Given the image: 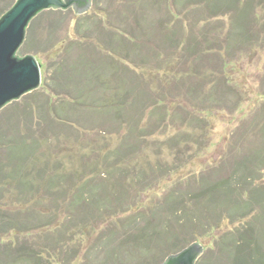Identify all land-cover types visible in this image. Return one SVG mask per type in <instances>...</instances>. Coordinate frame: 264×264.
Segmentation results:
<instances>
[{
    "label": "rangeland",
    "instance_id": "1",
    "mask_svg": "<svg viewBox=\"0 0 264 264\" xmlns=\"http://www.w3.org/2000/svg\"><path fill=\"white\" fill-rule=\"evenodd\" d=\"M16 1L0 0V12ZM127 1L93 0L94 11L103 16H78L71 9L44 11L27 29L18 56L42 60V85L0 111V169L4 166L12 174L16 165H30L31 175L40 174L28 181V172L17 176L21 169L15 177L0 173V264H162L196 241L204 247L196 264H259L264 259V204L254 200L256 189L263 192L264 171L250 162L264 157V0H189V42L195 50L189 51L187 85H179L185 67L178 59L167 64L163 59L160 73L172 69L176 75L163 82L153 75L156 61L151 57L162 56L158 53L144 56L139 68L123 63L122 43L132 41V35L116 27L124 11V18L133 16L140 35L147 37L146 49L169 38L162 28L166 12L179 11L166 10V3L160 14L153 9L139 15ZM152 24L157 27L153 34ZM256 29L262 37L251 50L236 39L240 33L248 41ZM228 41L242 53L223 57L214 51ZM94 70L101 79L87 78ZM122 75L133 78V88L139 90L148 83L142 85L148 97L138 100L144 104L141 110L152 112L157 105L152 86L162 88L163 95L184 86L178 95L183 105L171 108L165 97L169 102L158 109L159 120L153 113L138 117L131 109L125 117L110 110L114 106L97 115L80 112L83 107L75 100L79 84L102 87L104 96L111 97L114 88L122 87ZM74 78L81 82L76 91L72 86L65 95L58 91ZM52 93L64 97L55 101ZM211 102L216 109L206 112ZM30 145L36 147L29 152L33 158L24 160L22 148L29 151ZM50 177L57 178L56 188ZM215 184L227 190L216 192V207L207 212L203 205L213 196L204 192ZM229 189L232 200L224 195ZM244 190L248 193L242 195L239 191ZM249 196L255 211L244 217V233L237 218ZM105 199L110 203L97 204ZM218 212L225 217L219 218ZM162 222L168 223L166 235L158 231L164 229ZM237 230L244 238L253 236L254 246L240 249L243 240Z\"/></svg>",
    "mask_w": 264,
    "mask_h": 264
},
{
    "label": "trees",
    "instance_id": "2",
    "mask_svg": "<svg viewBox=\"0 0 264 264\" xmlns=\"http://www.w3.org/2000/svg\"><path fill=\"white\" fill-rule=\"evenodd\" d=\"M151 1L152 0H146V2H147V4L143 1V0H141L139 3H140V6H137V9H140L141 11H139V13L140 14H142V13H144L145 11H149V12H152L153 11V9L156 11V10H158V12H156V13H158V14H160L161 12H160V8L162 7L161 5H165L166 6V3H167V6H166V10L169 8V10L170 11H172L171 9L172 8H177V10H179L178 12H174V13H171V15H170V13L168 14L167 12H166V14L168 15V17L166 18H164L165 20H164V24H165V28L162 26V28L163 29H165V31L166 32H168L169 33V38L164 42V43H162L161 45H159V46H157V45H154V46H152L151 48L152 49H146L145 47L147 46V37H145V39H146V41H145V47H143L144 48V50L145 51H143V53H142V55L143 56H146L147 54H151V53H153L154 55H156L157 53H158V55H162V56H175V48L177 47V44H180V42L181 41H183V39H184V34H182V36L180 37V39L178 38L177 39V41L175 42L174 40H173V38H176V34H174L176 31H179V30H177V29H179L180 28V26L182 27V26H184V24H185V22H186V17H187V15L189 14V0H171L170 2L169 1H164V2H160L159 0H156V1H153L154 3H151ZM246 2V1H245ZM248 2V1H247ZM252 2V1H251ZM127 3H129V5L132 3V4H134V3H136L137 4V1H135V0H128L127 1ZM168 3H169V5H168ZM188 3V4H187ZM145 5V6H144ZM148 6V7H147ZM12 7V6H11ZM10 7V8H11ZM94 9H95V3H93V8H92V10H90V12H88L87 14L88 15H91L92 13H98L100 16H103V15H101V13L99 12V11H94ZM191 10V9H190ZM193 10H196L195 8H193ZM94 11V12H93ZM5 12H7V11H4V12H0V17L5 13ZM191 12H195V13H193V14H196V15H198V13H197V10L196 11H191ZM58 13H63V12H61V11H58ZM135 13H136V10H135ZM105 15H108V13H105ZM180 17H182L181 19H180ZM178 18H179V21H178ZM166 21V22H165ZM154 26V25H153ZM152 26V27H153ZM118 29H120V31H123L124 32V30H123V28H122V23H121V26H116ZM229 27V26H228ZM161 28V29H162ZM263 28H264V26H262V28H261V31L263 32ZM254 32V31H253ZM241 33L242 34H244L243 33V31H241ZM125 34V33H124ZM127 35V34H126ZM228 35H229V32H228ZM245 35V34H244ZM261 37H262V34H261V32H259V29H258V33H257V29H256V35L254 34V36H253V38L252 39H250V40H248L247 41V38L246 39H243L241 36H240V33H238V34H236V39H240L241 40V42L243 41V42H246L247 43V49H249V50H251V47L253 48L254 46H255V44L257 43V41L259 40V39H261ZM183 38V39H182ZM132 39V38H131ZM191 38H189V40H190ZM185 40V39H184ZM250 41V42H249ZM171 42L172 43H174L173 45L171 44ZM191 42H192V39H191ZM217 44V42H215V44L214 45H216ZM220 46L221 47H219V48H214V51L215 50H217V52L220 54V56H223V57H225V56H237L238 54H240V53H242V52H240V51H236V49L234 48V45L231 43V42H227V45H224V44H220ZM157 47V48H156ZM120 48H121V42H120ZM59 49V48H58ZM58 49H56L57 51H58ZM177 49V48H176ZM246 49V48H245ZM142 51V50H141ZM177 51V50H176ZM24 52H26L25 50H24ZM146 52V53H145ZM83 61V60H82ZM168 63V62H167ZM40 64L41 65H43L42 64V60H41V62H40ZM76 66V65H75ZM77 66H79V67H81V68H83V69H85L84 68V64H77ZM83 66V67H82ZM137 67H138V64H137ZM167 67L169 68V66L167 65ZM139 68V67H138ZM79 71H83V70H79ZM78 71V73L77 74H79L80 72ZM95 72L93 73L92 71L91 72H89V73H87V75L89 76V77H87V78H90V76H91V79H93V80H99V79H101V76H99L97 73V71L98 70H94ZM102 73H104V71L102 70L101 71ZM180 73H182L184 76L183 77H181V82L179 83V85H181V83H184V84H186L187 85V82H188V79H189V77H187V73H184V72H180ZM92 74H93V77H92ZM97 74V75H96ZM113 74H115V75H117V73L116 72H113L112 73V75ZM114 75V76H115ZM153 75H156L157 76V78H158V80H160V82H163V80H167L168 78H172V77H175L176 75H175V71L174 70H172V69H166L165 70V73H160V70H157V73L156 72H154L153 71ZM152 75V76H153ZM227 75V74H226ZM95 76H96V78H95ZM98 77V78H97ZM117 77V76H116ZM120 81L121 82H123V79H122V77H120ZM177 79V77L175 78V80ZM227 80H228V78H227ZM82 81H83V79H82ZM68 84H71V85H68V84H64V85H59V90L58 91H64V95H65V92H70V90L71 89H69L71 86H72V88L76 91L77 90V85L79 84V83H81V82H79L78 83V81H77V79L75 80V78L74 79H68V82H67ZM134 83V82H133ZM145 83V82H144ZM137 84H139V83H137ZM146 84H148V83H145V84H142L143 86L145 85L146 86ZM140 85V84H139ZM142 85H140L141 86V90H139V88H137V89H135V88H133L134 89V91H136L137 92V96H135L136 97V99H135V101H132L131 100V95L130 96H128V93H129V90L133 87H131L130 88V86H129V88L128 87H126V89H125V87H123V84H122V87L124 88V90H122L123 88L122 87H120V89H118L117 87L116 88H114V90H113V92H114V94H113V96H111V97H106V96H104V94H106L105 93V90H104V88H100V89H92V88H90V87H86V85L84 84V83H81V84H79V86H80V90H78L79 91V94H78V96H76V101H78L77 102V107H83V109L80 111V112H82V114H84V115H91V112L90 111H94V114L95 115H97V114H99L98 112H100L101 110H102V108L105 110L107 107H111V106H114L116 109H113L114 107H112L110 110H113V111H115L114 113H117V114H119L120 112V114H122L123 113V115L126 117L127 115H128V113L130 112V109L133 111H137L138 112V117H141V116H145V115H147V114H152L153 113V118H156L157 120H159V118H160V115H159V113H158V109H161L163 106H166L165 105V103L164 102H166V101H168V100H166L167 98H169L170 99V102H171V108H174V106L176 105V106H178V107H180L181 105H183V104H181L182 102H180L179 101V94H181L182 93V91H183V89H185V88H183V87H181V88H175V91L174 92H169V94L170 95H167V94H165L164 93V95H163V92L161 91L162 90V88L160 89L159 88V86L157 87V86H152V89H150L151 91H153V92H155V94H152V96L154 97V99H155V101H156V106L153 108V111L151 112H149V110H147L146 108H144V109H142L141 110V107H144V104H141V105H139V102H138V100H139V98H144V100H145V98L146 97H148V94L149 93H147V92H143V86ZM82 86H84V87H82ZM98 87V86H97ZM83 88V89H82ZM102 89V90H101ZM74 90H73V92H74ZM102 91V96H100L99 94H97L98 93V91ZM132 90V89H131ZM189 90V89H188ZM194 91H196V89L194 90ZM139 92V93H138ZM189 92V91H188ZM126 93H127V95H126ZM56 95L55 97H56V100L55 101H57V98H59V97H64V96H61L60 95V93H52V94H50L51 96L52 95ZM69 94V93H68ZM72 94V93H71ZM95 96H97L96 98H95ZM99 96V97H98ZM166 97V99H164ZM71 99V100H70ZM70 99H68V101L69 102H71V103H75L74 102V98L72 99V98H70ZM188 99H189V95H188ZM93 101L92 102V104H90V102L88 103L87 101ZM54 100H52V101H49V103H51V102H55ZM169 102V101H168ZM187 104H188V107H189V101H185ZM203 102H205L204 100H203ZM207 102V101H206ZM119 104V105H118ZM211 106H209L207 109H205L206 110V112H208L209 111V109L211 110V109H216V103H212L211 102ZM219 104V103H218ZM72 105V104H71ZM73 106V105H72ZM176 106H175V108H176ZM200 106V105H199ZM132 107V108H131ZM107 110V109H106ZM105 110V111H106ZM202 111H203V109H201ZM154 111H157V114L156 113H154ZM53 113V112H52ZM77 113H79V111L78 112H76V114ZM129 117V116H128ZM169 129V128H168ZM166 135V134H165ZM172 141V140H171ZM31 146V145H30ZM29 146V147H30ZM35 148L36 147H34V149H33V146H31L30 147V149H29V151H28V148L25 146L24 148H22V150L26 153V155L28 156V157H31V158H28L27 156L26 157H24V160H26V159H32L33 158V154H29V152L31 151V150H33V151H31V152H34L35 151ZM25 155V154H24ZM39 159V158H38ZM262 162V163H261ZM250 163H252V164H254L255 166H262L261 168H262V170L264 171V157L263 158H261L260 160H259V158H257V159H255L254 160V162H250ZM25 164L27 165V162L25 161ZM17 167L14 169V173L16 174V169H21V170H24L23 172L21 171V170H18L17 171V176L19 177V176H22V178H23V174L24 173H29L30 175H31V173H32V171H33V167L32 168H30V165L26 168V169H23L24 167H21L20 165H16ZM1 170V169H0ZM2 170H4V173L6 174V175H8L9 177H15V175H14V173L12 172V174H10L9 172H6V169L4 168V166H3V168H2ZM2 170H1V174H2ZM256 170V174H260V172H259V169L257 168V169H255ZM38 174H40V173H38L37 171H35L34 172V174H32L30 177H29V179H28V181L30 180V178L31 179H34V181H36L35 179H36V177L38 176ZM11 175V176H10ZM37 175V176H36ZM62 176V175H61ZM243 177V178H242ZM257 178H260L261 179V177H257ZM55 179H57V178H53V177H50L49 178V181L50 180H52V184H51V186L52 185H54V188H56V182H53ZM241 179H243L244 180V176H241ZM252 180V179H251ZM19 181L20 182H17V184L19 185V186H21L22 187V181H23V179L22 180H20L19 179ZM26 181V180H25ZM24 181V182H25ZM26 182L27 184L29 183V182ZM246 181V180H245ZM15 182V181H14ZM32 182V181H31ZM246 183H247V181H246ZM16 184V185H17ZM12 185V184H11ZM29 185V184H28ZM249 185H250V183H249ZM214 186H216L215 188H211V186H209V187H207L208 188V190H206L204 193L205 194H207V196H213V198L212 199H210L209 201H208V203H206V204H204L203 206L204 207H206L207 208V212H211L210 210H211V207L212 208H215L216 207V205L214 204V202H215V200H217L216 199V197L217 196H215V194H216V192L217 191H219V190H221V193H222V191H226L227 189L226 188H223V185L222 184H215V185H213L212 187H214ZM253 187V185H250V187H249V189H251ZM258 187V186H257ZM263 190V192L261 191V190H258V189H256L255 191H257V196L255 197L256 199L254 200V201H257L258 203H259V201H263V203L262 204H264V189H262ZM245 191V192H244ZM243 192L242 191H239L242 195L243 194H245V193H248V190H244ZM83 192H87V191H84L83 190ZM82 191H81V193H83ZM224 195H227V198L228 199H233V192L231 191V189H229V191L226 193V194H224ZM239 195V194H238ZM219 198V197H218ZM227 198H224L223 200L225 201ZM220 199V198H219ZM240 197H238L237 199H235V204L238 202H240ZM249 201L247 202V203H245V202H242L243 204H244V206L243 207H245L244 208V212H243V214H240V216H239V218H237V219H239V220H237L238 221V223H240L241 224V230L244 232V233H246V231H247V225H245V222H243V219H244V217L245 216H247V215H249V217L251 216V214H252V212H254V211H251L252 210V208L254 207V205H255V202L253 201V199H252V196H249ZM179 200V199H178ZM177 200V201H178ZM176 201V200H175ZM210 201H212V202H210ZM106 202V204H109L110 202H107L106 201V199H105V201H99V203L97 202V204H101V205H103V203H105ZM257 203V204H258ZM254 204V205H253ZM261 204V205H262ZM96 206H98V205H96ZM202 206V207H203ZM240 206V205H239ZM202 207H201V209L199 210V212L200 213H202L203 214V212H204V209H203V211H202ZM97 209H98V207H97ZM255 209V208H254ZM224 215V217H225V214L223 213V212H218V216H219V218L220 217H222ZM234 216H235V214H233ZM96 216V215H95ZM223 217V218H224ZM189 218V217H188ZM192 220V219H191ZM251 218H249V219H247V221H249L248 223H250L251 222ZM162 224H163V227H164V229L162 228V226H161V229L160 230H158V231H164V234L166 235V232L165 231H167L168 230V233L170 232V230H169V228H168V223L166 222V223H163L162 222ZM251 224V223H250ZM192 225V223H190V226ZM245 227V228H244ZM238 231V230H237ZM154 232H151V234H153ZM238 233H241V232H239L238 231ZM252 233V232H251ZM253 234V233H252ZM154 235V234H153ZM157 235V234H156ZM251 236V235H250ZM244 237H246V236H244ZM243 237V233H241V238H242V240H243V245H241V247H240V249H243V250H249L251 247H253L254 245V242H255V240L253 239V236H251L250 238H244ZM146 238V237H145ZM178 241H180V239L178 240ZM196 242H198V241H196ZM185 249V248H184ZM184 249H181V250H179V251H177L176 253H179V252H181L182 250H184ZM239 252L238 253H240V250H238ZM171 255H173V254H170V256ZM235 255V257L236 258H242L239 254H238V256H236V254H234ZM169 256V255H168ZM167 256V257H168ZM246 257L248 256V255H245ZM43 257V256H42ZM51 257V256H50ZM244 257V256H243ZM261 261V262H260ZM263 261H264V259L263 258H260L259 259V264H263Z\"/></svg>",
    "mask_w": 264,
    "mask_h": 264
},
{
    "label": "water",
    "instance_id": "3",
    "mask_svg": "<svg viewBox=\"0 0 264 264\" xmlns=\"http://www.w3.org/2000/svg\"><path fill=\"white\" fill-rule=\"evenodd\" d=\"M92 6L93 0H17L0 17V111L42 85L41 64L36 57L18 56L31 22L44 11L71 9L80 16ZM203 252V245L195 242L162 264H196Z\"/></svg>",
    "mask_w": 264,
    "mask_h": 264
},
{
    "label": "crops",
    "instance_id": "4",
    "mask_svg": "<svg viewBox=\"0 0 264 264\" xmlns=\"http://www.w3.org/2000/svg\"><path fill=\"white\" fill-rule=\"evenodd\" d=\"M135 1H137V4L134 3V5L136 7L135 10L140 15L139 11H141V10L137 9V6H140L139 2L141 0H135ZM143 1H145V3H146V0H143ZM125 12L126 11L123 12L122 28H123L125 34L132 35V41L128 42V43H124V42L122 43V53L124 55V56H122L123 57L122 60L124 61L123 63L128 62L127 65H130V63H134L133 65H135V67H134V69H135L137 67V64L141 65V63H142L141 61L143 60V57H144L142 55V53L144 50L143 47H145V44H144L145 38H144L143 34L140 35L141 34L140 28H139L140 25L135 20H133V16H131L128 13L127 18H124ZM181 18L182 17H180V19ZM126 19H127V21L125 22ZM178 21H179V18H178ZM152 26H153L152 27L153 29H151V30H152V34H153V33L157 32V27L155 26V24H152ZM177 30H179V31H176L174 34H176L179 39L182 36V34H184L185 40L182 38L183 41H181L180 44H177V47H176L177 49L175 48V56H153V57H151L152 60L156 61V65H155L156 67L153 68V71L157 73V70H161V66H162L161 64H162L163 59H165V64H167V62L168 63H176V62H178L177 61V59H178L180 61V64H183V67H185V69H180V70H183L181 72L187 73V77H189V57H192V56H189V51L192 52L193 50H195V48L193 47L194 45L191 44V42H189V14L186 17V22H185L184 26H182V27L180 26V28ZM171 44L173 45L174 43L171 42ZM125 55H128V56H125ZM143 63L146 64L145 60L143 61ZM128 68H130V67H128ZM126 70L127 69H125L123 71V74H124V72H126ZM133 70H131V71L129 70L130 72H128V73L133 74L134 73ZM121 77L123 79V82H122L123 87L126 88V86H127L129 88V86H130V88H131L133 86V84H134L133 78H131L132 80H130L128 75L127 76L122 75ZM125 77L126 78L128 77L129 80L126 81L124 79ZM133 87L131 88L132 90L131 89L129 90L128 96L131 95V97H130L131 100L135 101V99H136L135 96H137V92L134 91ZM135 89H137V88H135ZM126 95H127V93H126Z\"/></svg>",
    "mask_w": 264,
    "mask_h": 264
}]
</instances>
